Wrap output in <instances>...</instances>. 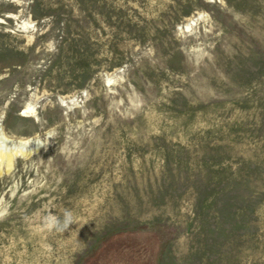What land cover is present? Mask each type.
Here are the masks:
<instances>
[{
    "label": "rangeland",
    "instance_id": "1",
    "mask_svg": "<svg viewBox=\"0 0 264 264\" xmlns=\"http://www.w3.org/2000/svg\"><path fill=\"white\" fill-rule=\"evenodd\" d=\"M0 140V264H264V0H0Z\"/></svg>",
    "mask_w": 264,
    "mask_h": 264
},
{
    "label": "bare ground",
    "instance_id": "2",
    "mask_svg": "<svg viewBox=\"0 0 264 264\" xmlns=\"http://www.w3.org/2000/svg\"><path fill=\"white\" fill-rule=\"evenodd\" d=\"M8 17V16H7ZM10 17V16H9ZM27 28V27H26ZM1 141V140H0ZM3 143V142H2ZM5 144V143H4ZM7 144H8V142H7ZM0 146H2V145H0ZM14 146H12V148H13ZM6 148V147H5ZM19 148H21L20 146H19ZM19 148H17V149H19ZM11 149V148H10ZM9 149V150H10ZM14 149H15V147H14ZM14 149H12V151L14 150ZM17 151V150H16ZM20 151V150H19ZM26 151V150H25ZM28 151V150H27ZM14 152V151H13ZM12 152V153H13ZM21 152V151H20ZM10 153V152H9ZM9 153H7V152H4V151H2L1 149H0V163H2V162H5V164H8L9 165V163H10V160H11V155L9 154ZM17 153H19V152H17ZM16 153V154H17ZM26 153H28V152H26ZM15 154V153H14ZM15 154V155H16ZM20 154V153H19ZM18 154V155H19ZM23 154V158H24V154L25 153H21V155ZM17 155V156H18ZM14 156V155H13ZM26 156V155H25ZM16 157V156H15ZM15 157H13V158H15ZM4 164V163H3ZM2 166H0V168H1ZM4 167V166H3ZM6 168V167H5ZM8 168L9 167H7V170H8ZM11 168H12V166H11ZM2 171H3V169H2ZM5 171V170H4Z\"/></svg>",
    "mask_w": 264,
    "mask_h": 264
}]
</instances>
